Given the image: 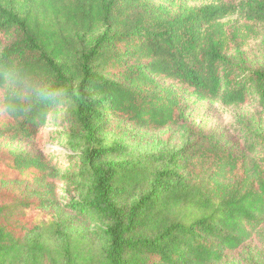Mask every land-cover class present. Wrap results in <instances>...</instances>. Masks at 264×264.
<instances>
[{
  "label": "trees",
  "instance_id": "trees-1",
  "mask_svg": "<svg viewBox=\"0 0 264 264\" xmlns=\"http://www.w3.org/2000/svg\"><path fill=\"white\" fill-rule=\"evenodd\" d=\"M165 1L176 9L178 0ZM231 16L235 23L224 21ZM262 26L264 0L181 5L177 13L147 0H0V102L25 83L66 90L92 180L71 209L105 226L99 259L67 244L60 264H221L259 236L264 134L251 135L241 155L204 137L178 152L136 154L105 144L101 131L107 116L140 130L177 125L185 97L256 101L264 115V70L241 71L227 58ZM24 103L26 114L0 120V142L41 139L56 107ZM14 179L39 197L0 190V264H34L47 253L41 230L63 225L45 215L62 177L37 156H0V181Z\"/></svg>",
  "mask_w": 264,
  "mask_h": 264
},
{
  "label": "rangeland",
  "instance_id": "rangeland-1",
  "mask_svg": "<svg viewBox=\"0 0 264 264\" xmlns=\"http://www.w3.org/2000/svg\"><path fill=\"white\" fill-rule=\"evenodd\" d=\"M149 5L166 6L174 13L177 7H202L226 3V0H178L177 7H170L165 0H147ZM237 16L224 21L235 23ZM258 38L250 39L244 47L227 53L234 68L241 71L264 70V26L259 27ZM70 104L63 105V111L56 108L49 116L41 139L37 141L0 142V156L9 158L22 152L37 156L49 162L62 177L56 184V195L51 208L45 210L47 220L63 224L60 229L49 224L38 236L44 244L46 256L34 264H60L59 247L68 246L86 256L99 259L104 254L105 226L101 221L81 219L71 209V205L82 201L91 185V175L85 161V148ZM177 125L160 130H140L130 122L107 116L101 136L105 144H122L136 154L162 151L178 152L188 143L209 139L217 149L234 154L246 152L247 140L251 135L264 134V115L256 101L241 106L223 103L200 102L185 97ZM0 190L14 195L20 200H32L39 195L34 188L19 180L0 181ZM34 201V200H32ZM46 220V222H48ZM58 223V224H59ZM264 259V225L259 236L247 242L235 252H228L221 264H257Z\"/></svg>",
  "mask_w": 264,
  "mask_h": 264
},
{
  "label": "clouds",
  "instance_id": "clouds-1",
  "mask_svg": "<svg viewBox=\"0 0 264 264\" xmlns=\"http://www.w3.org/2000/svg\"><path fill=\"white\" fill-rule=\"evenodd\" d=\"M73 91L76 90L73 89ZM66 94V90L62 87L47 85L37 87L34 83H25L22 90L14 93L13 98L0 102V120L17 117L20 113L26 114L31 107L24 102L32 98H35L40 105H53L63 111V97Z\"/></svg>",
  "mask_w": 264,
  "mask_h": 264
}]
</instances>
